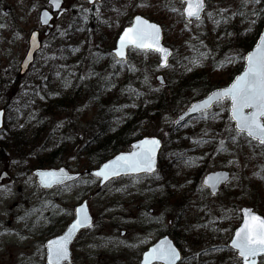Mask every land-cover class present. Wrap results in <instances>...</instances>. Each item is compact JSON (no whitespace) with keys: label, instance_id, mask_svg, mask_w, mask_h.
<instances>
[{"label":"rangeland","instance_id":"374dc122","mask_svg":"<svg viewBox=\"0 0 264 264\" xmlns=\"http://www.w3.org/2000/svg\"><path fill=\"white\" fill-rule=\"evenodd\" d=\"M47 1L0 0V108H8L9 112L0 133V177L7 173L0 180V264H45L44 243L49 232L62 230L72 219L75 205L83 199L81 190H87L93 184L89 177H84L65 187L42 190L32 174V170L40 166L36 157L52 149L45 143L49 130L43 128L36 133L35 122L41 114L40 98L47 78L49 81L73 67L63 63L68 53L67 45L76 42L85 48V70L93 62L90 57L100 50L99 47L112 49L119 32L135 14L161 23L164 40L174 50L173 41L188 45L203 33L204 24L199 21L191 22L190 26L184 24L182 0H101L95 5L82 0H64L65 11L53 20V26L45 35L47 29L40 27L38 15L43 7H47ZM242 2L247 5V17L241 14ZM248 4V0H207L210 10L213 8L220 16L230 17L232 22L236 19L242 32L250 37L256 33L261 16H257L253 6ZM35 29L41 32L42 47L29 70L21 74L20 64L28 49L30 33ZM218 38V35H212L205 41ZM240 49L233 51L234 56L240 54ZM185 53H179L166 69L158 67L159 58L152 52L133 51L127 64H141L146 80L155 90L157 85L165 82L172 84V76H180V68H190L178 64ZM159 75L164 83L158 79ZM223 76L226 78L227 73ZM151 77L155 82L149 80ZM185 108L179 104L170 105L161 116L147 122L145 135H158L164 142H171L170 126ZM226 108L229 109V101L213 108L211 118L194 119L183 127L191 141L186 145L182 161L175 162L180 178L184 179V173L192 175L195 171L196 154L206 151L211 155V170L226 168L231 171V180L220 192L206 197L192 183L191 189L184 191L187 199L182 200L178 193L172 192L171 182L164 178L162 170L150 176L114 180L100 192L94 187L90 208L95 225L78 237L72 264H137L142 251L165 233L177 238L189 261L191 256L201 252H205L204 260L225 254L231 259L235 255L225 251L234 227L241 220L240 207L254 206L264 215V151L251 144L244 135L241 138L232 136L228 150H219L218 145L212 143L215 136L211 128L219 124V140L231 136L226 132ZM94 114L91 103L85 102L70 108L62 116H49V121H60L63 128L69 123V117L73 118L69 133L74 139H70L68 151L52 166L42 167L66 166L71 171L91 167L86 154L90 132L86 128L91 126L88 121ZM44 118L46 121V115ZM164 161L171 163V159ZM164 186L169 190L164 192ZM230 259L227 264L233 262Z\"/></svg>","mask_w":264,"mask_h":264},{"label":"trees","instance_id":"16d2710c","mask_svg":"<svg viewBox=\"0 0 264 264\" xmlns=\"http://www.w3.org/2000/svg\"><path fill=\"white\" fill-rule=\"evenodd\" d=\"M248 1V5L253 6V12L257 16H261V20L257 23L258 29L255 34L248 37V34H244L239 28V22H236V19L232 22L230 17L220 16L215 9L212 8L210 10L211 6L209 8L208 5L204 17L199 21V23L204 24L202 35L195 37L193 42L188 45L183 43L176 44L173 41L176 46L170 61L177 58L179 53L183 55L186 52L184 57L181 55L178 64L181 67L190 68H180L182 70L180 76L173 75L172 84H170L171 82H166L164 85H157L155 90L149 85L151 82L146 80L144 68L141 64L136 63L129 66L127 61L117 63V60L111 54V48L105 50L99 47L100 50L95 51L90 57L93 62L84 70L83 57L85 48L80 47L76 42L68 44L66 47L68 53L65 54L63 63L65 65L72 64V69H67L63 74H58V77H53L49 81L47 78L45 89L41 94L40 104H42V109L39 119L35 122V126H38L36 133L39 134L43 128H47L49 133L46 136L45 143L47 148L51 146L54 149L47 153L44 152L42 156L38 155L36 157L38 158L37 165L52 166L61 155L68 151L70 139H74L69 133L71 129L70 122H74L73 118L69 117V123L63 128L60 121L57 123L49 121L51 120L49 116H54L55 114L62 116L70 108L72 110L75 106H80V104L85 102L91 103V106L95 109V114L88 121L91 126L86 128L90 132L86 154L91 160V167H94L113 154L129 148L132 141L145 135L147 122L157 118L159 115L161 116L162 111L170 105L187 106L191 101L207 94L212 89L228 84L243 68L245 53L256 42L264 22V2L261 0L258 3L256 0ZM246 6L242 2L241 14L242 16L245 15V17H247L246 13H248ZM218 9L220 10L221 7H218ZM209 13H211V16H209ZM230 22L232 23L230 24ZM184 24L186 26L191 25L186 21H184ZM229 25L232 26L230 27ZM212 35L215 37L218 35L219 38L212 42L205 41L208 36ZM186 45L187 48L182 49ZM238 47L241 48L240 54L234 56V50L238 49ZM194 60L198 62L193 63ZM53 64L54 62H52V66ZM112 64L114 65L113 68H111ZM155 65V68H157V62ZM180 69H178V72ZM226 73L227 76L225 78L223 74ZM149 80L155 82L153 77ZM210 112L201 114L194 119L211 118L213 114ZM228 112L229 109L226 108L224 119L228 124L226 132H229L231 136L226 137L223 140V144H221V140L218 137L221 129L220 124L218 127L211 128L215 136L211 141L218 145L219 150L230 149L232 136L233 138L242 137L241 134L237 135L234 131L232 122L228 118ZM44 115H46V121ZM188 125L189 123L182 126L174 124L170 126L169 131L172 134V139L171 142H164L160 156L159 171L162 170L164 172V178L171 182V187L174 189L172 192L178 193L180 199H187L184 191L191 189L192 183L194 184L193 187L198 188L206 197H211L208 190L201 185L202 176L211 170L209 164L211 155L207 154L206 151L203 154H196L195 171L192 175L187 172L184 175L181 173L184 179L180 178L178 173L180 170L175 165L176 161H182L186 152V145L191 141L188 133L183 130V127ZM246 139L264 151V146L247 137ZM212 156L214 157V155ZM166 159H171V163L168 161L167 164L164 161ZM173 165H175V169ZM94 187L95 189L97 188L95 182L87 190H81V196L85 197L87 194L93 193L94 190L92 189ZM163 190L166 192L169 189L164 186ZM188 199H191V196ZM57 233L59 232H49L48 236ZM174 239L178 244L177 238L175 237ZM226 249L225 253L231 252L228 248ZM204 253L201 252L198 256H192L193 259L187 263L227 264L230 259L225 254L222 257H210L208 260H204ZM230 260H233V262L228 264H238V259L235 255L231 256Z\"/></svg>","mask_w":264,"mask_h":264},{"label":"snow or ice","instance_id":"6c2138e0","mask_svg":"<svg viewBox=\"0 0 264 264\" xmlns=\"http://www.w3.org/2000/svg\"><path fill=\"white\" fill-rule=\"evenodd\" d=\"M50 2L57 9L61 7V0H50ZM256 2L258 3L259 0ZM184 3L187 6L183 15L189 19L200 20L201 13L205 9V0H184ZM43 15V23L47 24L50 18L49 13L45 12ZM160 34L161 29L158 25L149 23L142 17H136L134 25L126 28L119 38L115 51V57L120 58L117 63L124 61L125 49L129 46L134 49H150L160 52L166 63L169 52L160 46ZM33 40H35V34ZM245 60L247 66L242 75L237 76L229 87L213 92L202 103L193 105L192 110H207L213 104L222 105L225 101H230V119L235 122L237 135L246 133L252 140L264 146V36L260 37L256 50L249 53ZM197 62L193 61V63ZM159 147L158 139H145L135 146L136 150L127 155L117 156L115 160L103 165L94 175L108 180L121 173H153L155 172V155ZM36 175L39 177L41 186L45 188L52 187L54 184H62L65 179H72L63 169L59 172H37ZM227 180L226 174H214L207 177L204 184L210 187L215 194L217 186ZM244 213L243 226L236 231L232 247L238 250L239 256L243 258V264H257L255 257H264V218L254 215L251 210L245 209ZM92 226L86 207L81 206L76 210V219L67 231L62 236L47 242L48 264H64L68 261L70 255L68 245L72 242L74 235L80 229ZM179 259L180 255L171 243L161 241L159 245L145 254L143 264H153V261H161L162 264H176Z\"/></svg>","mask_w":264,"mask_h":264},{"label":"water","instance_id":"95a60500","mask_svg":"<svg viewBox=\"0 0 264 264\" xmlns=\"http://www.w3.org/2000/svg\"><path fill=\"white\" fill-rule=\"evenodd\" d=\"M82 1L88 2L90 5H94L96 2H99L100 0H93V2H91V3L89 2V0H82ZM182 1L184 2V0H182ZM63 3H64V0H61V7H60L59 9H57V8H55V7L51 4L50 0H48V5H50V8H46V7H45V8H43V9H41V10H40V13H39V22H40L41 27H48V28H50V27L52 26V20L54 19V17L59 18V17L62 15V13L65 11V8L63 7ZM186 6H187V5L184 3L183 9H182V13H184V9L186 8ZM205 9H206V0H205ZM205 9H204V11L201 13V18H202V16H203L204 12H205ZM45 12L49 13V17H50V18L48 19V23H47V24L43 23V18H44V15H43V14H44ZM138 16H139V17H142V18L145 19V20H147L149 23L156 24V25H158V26L160 27V29H161V34H160V35H161L160 46L163 47V48H166V49L168 50V52H169V55L167 56V60H166V63H165V62H164L163 54L160 53V52H157V51H155V50H150V49H137V50L153 51V52L158 53V54H159V57H160L159 66H160L161 68H166V67L168 66L169 59H170V57L172 56V54H173V52H174V51H173V48L170 47L169 45H166V44L164 43V30H163V26H162L160 23H158V22H156V21H153V20L149 19L148 17H146V16H144V15H142V14H136V15H134L133 18H132V22H131V24H130V25H127L126 27H124V28L122 29V31L120 32V34H119V36H118V38H117V40H116V42H115V46H114V48L112 49V53L115 55V51H116V49H117V47H118V41H119L120 36L123 34V32H124V30H125L126 28L131 27V26L134 25L135 18L138 17ZM183 17H184V19H185L187 22H191V21H193V20H196L195 18H191V19H189V18H187L185 15H183ZM201 18H200V19H201ZM34 34H35V40H33V35H34ZM261 36H264V23H263V26H262V29H261V31H260V34H259V36H258L257 41H256L255 44L252 46V48H251V49L245 54V57H246L249 53L254 52V51L256 50V46H257V44L259 43V41H260V37H261ZM40 47H41V42H40V39H39V31H38V30H34V31H32L31 34H30V37H29V47H28L27 53H26V55H25V57L23 58L22 63H21V73H25V71H26V70L29 68V66L33 63V61H34V59H35V53L40 49ZM130 48H132V47L129 46V47H127V48L125 49V57H124V61H126L127 58H128V52H129V49H130ZM116 58H117L118 60L120 59L119 57H116ZM246 66H247V62H246V60L244 59V66H243V69H242L238 74H236V75L233 77V79L230 81V83H229L228 85H226V86H222V87H217V88L211 90L209 93H207V94L204 95L203 97H201V98H199V99L193 101V102H192V103H191V104H190V105H189V106H188V107H187V108H186L181 114H179V115L176 117V119H175V124H177V125L182 124V123L186 122L188 119H190V118H192V117H195V116H197V115H199V114H201V113H203V112H206V111L211 110L216 104H213V105H212L211 107H209L207 110L193 111L192 108H193V105L200 104V103H202L204 100H206V99H207V98H208L213 92H216V91H219V90H223V89L229 87V86L235 81V79H236L237 76H240V75L243 74L244 70L246 69ZM158 79L160 80L161 83H164V81H163V79H162V75H159V76H158ZM5 112H6L5 109H3V108L0 109V113H2V115H0V130H1V129L3 128V126H4ZM229 116H230V111H229ZM232 122H233V124H234V128H235V130H236L235 122H234V121H232ZM242 134H245V135L247 136L246 133H242ZM247 137H248V136H247ZM153 138H154V139H158V140L160 141V147L157 149V151H156V155H155V172H156V171L158 170L159 156H160V153H161V150H162V147H163V143H162V141H161V139H160V137H159L158 135H152V136H150V135H146V136H143V137H141V138H139V139H137V140H134V141L131 143V145H130V149H129V150H125V151H120V152H118L117 154H115L114 156H112L111 158H109L108 160H106V161H104L103 163H101V164H100L98 167H96V168H88V169H86V170H84V171H80V172H72V171H70L68 168H66L65 166L51 167V168H43V167H39V168H36V169L33 170V174H34V176L36 177V182H37V184H38L39 187L42 188V189H52V188H54V187H59V186L65 185L66 183H69V182H73V181L78 180L80 177H82V176H84V175H86V174L91 175V176H93V177H95V178H97V179L99 180V188H103V187H104L108 182H110L111 180H113V179H117V178H120V177H122V176H128V175H141V174H153V173H155V172H153V173H145V172H139V173H132V172H129V173H121V174L118 175V176L110 177L108 180H104L102 177H96V176L94 175V173H96L97 171H99V170L103 167V165H105V164H107V163H109V162L115 160V158H116L117 156H120V155H127V154L131 153L132 151L136 150V149H135V146L138 145L141 141H143V140H145V139H153ZM249 138H250V137H249ZM250 139H251V138H250ZM60 169H63L64 172H65L68 176L72 177V179H65L64 182H63L62 184H54L52 187H49V188H45V187L41 186V184H40V182H39V177L36 175L37 172H59ZM214 174H226L227 177H228V180H227V181H222V182L217 186V188L215 189V194H213V190H212L210 187H208V186H206V185L204 184V181L207 179V177H209V176H211V175H214ZM5 176H6V174L3 173L0 179H2V178L5 177ZM230 178H231V173H230V171L227 170V169L212 170V171L207 172V173L203 176V178H202V185H203L204 187L208 188L212 195H216V194L219 192L221 186L224 185V184H226V183L230 180ZM90 198H91V196L88 197V198H86V199H84L83 201H81L80 203H78V204L75 206V208H74V218H73V219L71 220V222L66 226V228L64 229V231H63L62 233H60V234H58V235H55V236H53V237H50V238L45 242V247H46L47 242H48L49 240L56 239L57 237L62 236V235L67 231L68 227H69V226L74 222V220L76 219V210H77L78 208H80L81 206H85V207H86V209H87V213H88L89 217L91 218L92 225L94 226V216L92 215V213H91V209H90V206H89V199H90ZM245 209H247V210H251V212H252L254 215H257V216H260V217L264 218V215H262L260 212L256 211L252 206H242V207L240 208L241 222H240L239 225L234 229L233 234H232V238H231V240L229 241L228 246H229L232 250L236 251V255H237V257L241 259V264H243V258L239 256V252H238V250H237V249H234V248L232 247V241H233V239L235 238V233H236V231L239 230V229L243 226L244 218H245V213H244V210H245ZM93 226H92V227H93ZM92 227H90V228H92ZM86 229H89V228H82V229H80V230L74 235L72 242L68 245L69 254H70V255H69V260H68V261H65V262H67V263H72V249H71V246H72V244L74 243V241L76 240V238L78 237V235L80 234V232L83 231V230H86ZM161 241H168V242H170L171 245H172V247H174V248L177 250V252H178L179 255H180V259L176 261V264H179V263L181 262V260H182V257H183V256H182V252H181V250L179 249V247L176 245L175 241H174V240H173L168 234H165V235L161 236V237L158 238L153 244H151V245H150V246H149V247H148V248L142 253V255H141V259H140V261H139L138 264H143L145 254L148 253L153 247H156L157 245H159V244L161 243ZM255 260H256L257 264H260L261 256H257V257H255ZM46 264H48V258H47V247H46ZM153 264H162V262H161V261H153Z\"/></svg>","mask_w":264,"mask_h":264},{"label":"flooded vegetation","instance_id":"af4514ba","mask_svg":"<svg viewBox=\"0 0 264 264\" xmlns=\"http://www.w3.org/2000/svg\"><path fill=\"white\" fill-rule=\"evenodd\" d=\"M43 29H44V28H43ZM45 29H46V28H45ZM48 33H49V32H48L47 30H45V35H48ZM39 36H41V32H40V30H39ZM40 40H41V39H40ZM6 116H7V115H6ZM64 228H65V227H64ZM64 228H63V229H64ZM63 229H62V230H63ZM160 236H161V235H160ZM160 236H158L157 238H159ZM170 236H171V235H170ZM171 237H172V236H171ZM157 238H156V239H157ZM173 238H174V237H173ZM156 239H155V240H156ZM155 240H154V241H155ZM174 240H175V239H174ZM154 241H153V242H154ZM175 241H176V240H175ZM153 242H152V243H153ZM152 243H150V244H152ZM75 244H76V243H75ZM75 244H74V245H75ZM150 244H149V245H150ZM74 245H73V248H74ZM149 245H148V246H149ZM177 245H178V244H177ZM148 246H147L146 248H148ZM179 247H180V246H179ZM146 248H145V249H146ZM145 249H144V250H145ZM180 249H181V248H180ZM144 250H143V251H144ZM181 250H182V249H181ZM143 251H142V253H143ZM182 252H183V251H182ZM142 253H141V255H142ZM183 255H184V257H183V260H182L181 264H186V263L189 261V257L186 256L184 253H183ZM140 258H141V256H140ZM191 259H192V256L190 257V260H191Z\"/></svg>","mask_w":264,"mask_h":264}]
</instances>
